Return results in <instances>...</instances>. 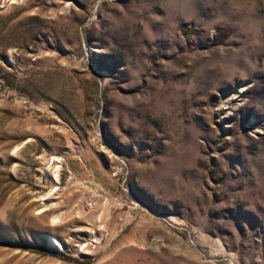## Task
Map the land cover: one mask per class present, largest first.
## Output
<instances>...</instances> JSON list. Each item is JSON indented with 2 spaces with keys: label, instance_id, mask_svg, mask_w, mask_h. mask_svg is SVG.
Returning a JSON list of instances; mask_svg holds the SVG:
<instances>
[{
  "label": "rangeland",
  "instance_id": "rangeland-1",
  "mask_svg": "<svg viewBox=\"0 0 264 264\" xmlns=\"http://www.w3.org/2000/svg\"><path fill=\"white\" fill-rule=\"evenodd\" d=\"M0 264H264V0H0Z\"/></svg>",
  "mask_w": 264,
  "mask_h": 264
},
{
  "label": "bare ground",
  "instance_id": "bare-ground-1",
  "mask_svg": "<svg viewBox=\"0 0 264 264\" xmlns=\"http://www.w3.org/2000/svg\"><path fill=\"white\" fill-rule=\"evenodd\" d=\"M57 219V218H56Z\"/></svg>",
  "mask_w": 264,
  "mask_h": 264
}]
</instances>
